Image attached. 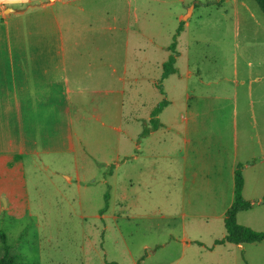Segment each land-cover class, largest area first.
<instances>
[{
    "label": "crops",
    "instance_id": "1",
    "mask_svg": "<svg viewBox=\"0 0 264 264\" xmlns=\"http://www.w3.org/2000/svg\"><path fill=\"white\" fill-rule=\"evenodd\" d=\"M234 1L241 3L237 16L242 15L240 9L254 14L246 2ZM97 2L0 0V162H11L9 167L14 168L16 162L29 161L34 169L65 173L71 183L73 177L60 162L78 160L85 153L86 128L91 124L102 128L103 118L111 120L109 127L116 132L130 123L134 132L128 133V140L134 150L126 163L134 170L129 174L141 177L145 168L138 165L143 157L156 159L148 169L160 193V213L173 190L182 220L214 219L225 228L226 213L235 199V172L242 165L243 196L254 206L239 213L237 222L264 232L263 77L244 74L241 64L246 67V61L238 57L233 75L208 72L203 67L212 63L208 57L188 59L183 71L177 63L178 50L176 72L161 81L164 94L160 93L169 102L158 116L162 126L142 137L144 128L139 127L151 128L152 112L160 102L151 108L142 103L139 108L129 94L132 82L143 76L136 75L138 70L130 68L129 61L120 75L119 59L101 56L97 33L111 28ZM120 100L122 108L124 100L132 103L127 120L122 110L119 115ZM160 161L165 162L164 169ZM117 165L111 178L118 177ZM74 177L80 183L81 170ZM225 236L226 230L221 239ZM228 245L243 252L248 246H215ZM257 245L263 247L264 242Z\"/></svg>",
    "mask_w": 264,
    "mask_h": 264
},
{
    "label": "rangeland",
    "instance_id": "2",
    "mask_svg": "<svg viewBox=\"0 0 264 264\" xmlns=\"http://www.w3.org/2000/svg\"><path fill=\"white\" fill-rule=\"evenodd\" d=\"M242 1L253 15L240 9L242 15L237 16L236 6L241 3L236 5L234 0H98L111 28L97 33L100 54L105 59H119L120 75L128 61L130 68L133 65L138 70L136 75L143 77L132 82L130 99L139 108L142 103L151 108L164 99L158 89L162 64L184 21L177 48L181 53L177 63L183 71L188 59L208 57L212 63L203 66L208 72L233 75L232 64L238 57L246 61V67L241 64L244 74L263 77L264 89V16L255 0ZM171 82L167 84L173 95ZM121 105L120 100L119 115L122 110L127 120L132 103L124 100V108ZM111 123L103 118L102 128L91 124L85 130V153L78 160L60 162L73 177L71 183L65 173L45 172L43 167L37 170L29 161L16 162L14 168L9 167L11 162H0V258L4 233L11 253L25 263L264 264V245H248L245 252L231 245L213 246L225 234L224 223L182 220L173 190L160 213V193L148 169L156 159L143 157L141 163L145 164L138 167L145 168V174L132 177L129 173L134 168L126 162L134 150L128 140L134 127L129 123L116 132L109 127ZM156 146L155 141L151 147ZM117 164L118 177L111 178ZM60 165L52 166L57 169ZM78 169L80 183L74 177ZM169 183L173 187L174 179Z\"/></svg>",
    "mask_w": 264,
    "mask_h": 264
},
{
    "label": "trees",
    "instance_id": "3",
    "mask_svg": "<svg viewBox=\"0 0 264 264\" xmlns=\"http://www.w3.org/2000/svg\"><path fill=\"white\" fill-rule=\"evenodd\" d=\"M260 11L264 16V0H255ZM185 27V22H180V25L176 31L174 40L172 45L169 47L171 51V55L167 62L163 64V74L162 80L166 79L171 74L176 72L175 64L178 56L177 45L178 38L183 32ZM158 89L162 94H164V89L162 85H158ZM169 105L167 100H163L160 102L156 108L152 112V119L150 121L151 128H146L142 137L147 136L151 133L152 130L159 129L162 124L158 119L160 113ZM244 166L239 165L235 172V199L233 205L226 213L225 217V230L226 236L215 242V245H225V244H233V245H253L260 244L264 242V232H257L249 227L242 226L237 222V216L239 213L249 211L253 208L254 204L251 201H247L243 196L244 190V174H243ZM1 241L3 244L4 254L0 258V264H35V263H25L20 262V257L17 254H12L10 246L7 243L6 235L4 233L1 234Z\"/></svg>",
    "mask_w": 264,
    "mask_h": 264
}]
</instances>
